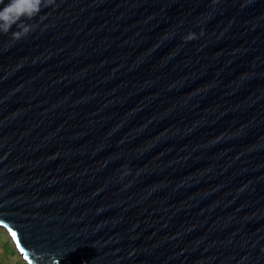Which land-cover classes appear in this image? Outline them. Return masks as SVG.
<instances>
[{
  "label": "water",
  "instance_id": "95a60500",
  "mask_svg": "<svg viewBox=\"0 0 264 264\" xmlns=\"http://www.w3.org/2000/svg\"><path fill=\"white\" fill-rule=\"evenodd\" d=\"M27 22L0 34V228L23 261L264 264V0Z\"/></svg>",
  "mask_w": 264,
  "mask_h": 264
},
{
  "label": "clouds",
  "instance_id": "9594fccd",
  "mask_svg": "<svg viewBox=\"0 0 264 264\" xmlns=\"http://www.w3.org/2000/svg\"><path fill=\"white\" fill-rule=\"evenodd\" d=\"M0 4H3V7L0 8V34L8 35L11 32L10 38L14 41H19L29 35L37 26L27 21H32L36 18L43 8L56 6V0H8L7 3H4V0H0ZM39 19L42 21L45 17L40 15ZM13 27H15V31H12ZM197 38L195 33L190 32L182 39L191 41ZM56 259L53 256L51 264H55ZM44 262V255L37 254L33 258V264H44Z\"/></svg>",
  "mask_w": 264,
  "mask_h": 264
},
{
  "label": "rangeland",
  "instance_id": "374dc122",
  "mask_svg": "<svg viewBox=\"0 0 264 264\" xmlns=\"http://www.w3.org/2000/svg\"><path fill=\"white\" fill-rule=\"evenodd\" d=\"M0 264H27L13 246L9 235L0 228Z\"/></svg>",
  "mask_w": 264,
  "mask_h": 264
}]
</instances>
